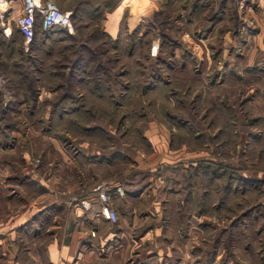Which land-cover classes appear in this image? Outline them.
I'll list each match as a JSON object with an SVG mask.
<instances>
[{"label":"rangeland","instance_id":"374dc122","mask_svg":"<svg viewBox=\"0 0 264 264\" xmlns=\"http://www.w3.org/2000/svg\"><path fill=\"white\" fill-rule=\"evenodd\" d=\"M101 1H91L92 6ZM260 1L261 8L257 0H161L153 10L146 7L150 5L145 4L146 0L141 2L146 6L138 11L139 14L146 13V8L150 13L142 17L133 29L142 23L141 33L136 37L141 36L144 30H147L148 34L142 37L134 55L122 56V61L134 63L138 69L148 73L150 67L156 64L157 56L168 57L170 54L173 67L171 70L166 69L168 73L165 75V71L162 72L161 84L170 87L168 84L171 83L174 87L175 83L179 82L183 84V88L174 89L175 92L169 94L168 99L162 103L163 110L177 113L181 120L185 119L188 121L186 125L190 126H179L183 128V131H180L177 126H169V119L165 120L169 130L165 150L173 161L170 165L173 168L169 170L173 179L169 181V186L177 187L179 179H182V184L186 187L189 180L188 166L191 162L199 170V183L196 181L195 189H200V198L213 184H224L228 175L237 179L231 182L230 191L225 198L215 200V204L223 202L226 207L224 212L210 209L198 212L194 204L192 218L186 220L187 218L181 217L183 222L173 218L174 208L170 207L169 218L163 216L156 219L151 216L145 219V214H150L153 205H160V202L154 203L156 195L153 197L149 192L140 198H131V207H135L137 217L146 220L145 222L141 220L133 226L127 222L119 227L117 224L123 215L118 214L119 218L115 223L101 224V221H97L94 224L96 233L101 224L103 228L100 227L102 231L98 234L117 231L122 234H142L143 231L148 234H162L164 241L161 238L159 244L163 247L170 246L168 264H179L188 258L180 253L190 234V243H194V247L191 246L188 251L195 254L197 264H264V59L255 60L251 65L253 71L247 69L244 60L249 48H257L259 44L261 50L258 55L264 56V1ZM129 2L135 0H122L120 9ZM193 3H203V6L207 7L198 8L199 14L194 15L195 23L188 26L187 14L194 6ZM184 6L187 8L184 9ZM136 8L133 7V10ZM211 14L215 15L217 21L213 27H209L208 21V18L212 17ZM103 19L102 12H93L82 17V23L91 24V31L97 28L92 34L95 40L89 38L90 36L81 40L80 45L89 46L82 48V51L96 52L100 49L98 45L106 39L102 31ZM182 28L183 32L180 31ZM195 28L201 34L205 33V30L211 32L203 40L194 36ZM177 29L180 32H177ZM10 31L12 29H6L8 34ZM66 32L53 29L40 37V40H50V43L35 52L18 33H13L11 37L16 41L9 38L10 40H4V44H0V264H6V257L8 264H14L16 248L33 245L30 239L33 234H66L64 219L69 205L80 203V194L91 186L85 177L89 169L83 165L90 158H85L84 154L94 153L97 146L100 148L99 152H103L105 156H109L115 149L132 152V165H129L132 175L135 172L134 159L136 160L143 150L151 149L141 142L131 143L129 149L126 145L121 147L117 136L119 130L111 125L106 127L111 144L105 142V150L95 140L85 146L83 135L67 129V122L50 118V106H47L46 102L54 96L58 97L65 90L70 91L72 87H78L72 85L75 80L71 78L74 74L66 48L70 42ZM162 34H166L169 40ZM84 35L82 33L81 39ZM0 38L2 39L1 36ZM144 38L151 40L148 59L144 58L147 54L142 44ZM247 42L251 46L245 49ZM76 43V46H79L80 41ZM55 48L63 50L62 54L58 55L60 59L54 64L59 73H54V78L48 80L47 63L53 58L46 56L57 51ZM116 54L112 50L106 56L115 57ZM89 55L88 51L87 58ZM106 56L97 57L105 60ZM106 65L110 66V63ZM115 65L118 69L119 63ZM42 67L45 71L40 79L36 70ZM206 71H209L208 75ZM33 77L40 80L38 89H29L37 83V79ZM144 78L145 76H141L140 80ZM103 79H107L105 84L109 81L113 83L114 76L103 73ZM53 82L60 87L56 90L57 95L48 88V84ZM75 89L77 92L81 91L80 87ZM205 90L209 97L216 96L217 103L224 101L231 106L228 113L230 116L225 119L226 115L224 118L222 115H215L216 123L211 122L213 113L207 109L210 104L208 105L207 99L202 100ZM34 96H37L40 107L29 109L27 105L32 102L30 99H34ZM180 106L183 109H180ZM140 111L143 112L142 109L138 110ZM3 112L6 114L2 118ZM159 116L151 114L150 118ZM141 125L145 126V123ZM125 129L127 127H121L120 134ZM223 172L226 174H222ZM136 174L132 176L134 180H138ZM158 186L160 188L154 187L155 194L163 185ZM167 192L170 193L169 190ZM211 199L212 196L208 197L209 201ZM140 200L144 201L143 204L139 203ZM175 202L176 199H172L170 206ZM179 202L181 201L178 200ZM93 208L92 213L95 212ZM160 210L158 212L161 215ZM19 219L24 222L20 223ZM88 232L90 234V230ZM20 234H28L29 241H20ZM6 235L8 238H3ZM172 235L177 237V245L171 244ZM36 243L34 242L33 246L42 248L43 245ZM151 246V255H156L155 244L152 243ZM1 247L8 248L6 257H3ZM213 254L214 260L211 257ZM41 257V261L46 264L45 257ZM216 257L217 261L214 263Z\"/></svg>","mask_w":264,"mask_h":264},{"label":"trees","instance_id":"16d2710c","mask_svg":"<svg viewBox=\"0 0 264 264\" xmlns=\"http://www.w3.org/2000/svg\"><path fill=\"white\" fill-rule=\"evenodd\" d=\"M91 1L95 2L99 0ZM91 1L81 0L75 8L74 13L70 16L72 25H74L75 28L79 30L78 33L80 35V38L74 34H70L68 28L57 27L43 29L39 19L37 20V24L35 27V34L29 41L30 49L33 52H35L36 50H41L46 47L45 44L48 45L50 43V40H40V37L46 35L53 29H60V31L65 32L67 31L66 36L70 41L69 44L66 45V48H68L67 53L70 55L69 61L71 63L72 71L74 74L71 78H74L75 80L74 82H72V85L78 87H72L70 91L65 90L61 94H59L58 97L54 96L52 100H48L46 102L47 106H50V118L54 119V121L64 120L65 122H67V125L65 124L67 129L73 130L75 134L79 133L83 135L82 139L91 138L90 140L93 141L96 137H98V139L99 137H101V139L104 140V143H109V131L106 127L110 125L114 126L117 131L119 130V134L117 136L120 146L123 147L124 145H126L127 149H129V145L131 143L136 142H141L147 147L149 146V142L144 136V131L145 126L147 125V121L152 118H150L151 114L160 115L159 119L164 122L166 119H169L171 122L169 126H185L190 128V126L186 125L188 121H186L185 119L181 120L182 118L177 113L171 112L168 109L163 110L162 103H164V101L168 99L169 94H173L174 89L183 88V84L179 82L175 83L174 87L171 86V83L168 84L170 85V87H168L167 85L163 86L161 84L160 80L163 78L162 72L165 71V75V73H168L166 69L171 70L173 67V62H171L172 59L169 57L170 54L168 55V57L157 56L155 58L156 64L150 67V71L148 73H145L142 70L138 69L137 66L134 65V63L128 64L127 62L122 61V56L128 57L134 55V50L139 47V43L142 37H146V35L148 34V31L144 30L141 36H138V38L136 37V35L141 33L142 23H140L131 32H128L127 30L121 28L117 37L115 38L111 37L109 34L102 30L103 34H105L106 36V39H103L101 45H98L100 49L97 50L98 52L96 51L97 53L95 52V50L82 51V48L84 49L89 47H87V45L82 46L80 45L81 43H79V46H76L77 41L81 42V40L87 39L86 37L88 36H90L89 38L94 39V36L92 34H94V32L97 30V28H95L94 31H91L89 29L91 27V24L89 22L82 23V17L93 12L103 13L106 9H109L111 7V2L109 0H102L95 6H92ZM192 5L194 6H192L188 11L186 19V25L188 26L195 23L194 15L199 14L198 8L207 7L203 6V3H199L196 5L193 3ZM185 8L187 7L184 6V9ZM211 16L212 17L208 18L209 27H213L217 22L215 20V15L213 16V14H211ZM177 27L178 26H176V28ZM89 30L90 32L87 34ZM183 30L184 28H182L180 31L183 32ZM178 31L179 29H177V32ZM193 32L196 38H202L204 40L206 39V37H208V34L209 32H211V30H205V33L201 34L200 31H197V29L195 28ZM13 33H18V35H20V37L25 41L23 34L15 25H13L12 27L11 34L9 36H6L0 23V36L2 37V39L0 38V41H2L0 42V44H4V40L9 38L11 39V41H16L15 39L11 38L14 35ZM82 33L85 35L81 39ZM96 36H98V34ZM162 36L169 40L166 34H162ZM144 39L145 40L142 44L144 45V52L147 53L144 58L148 59L149 56L147 55L149 53L151 40L149 38ZM175 39L176 41L178 40L177 38ZM169 45L170 47H172V43H170ZM55 50L57 51L49 53L46 56L47 58H53L47 63L48 75L46 78H48V80H52L54 78V73H59V70L54 64L58 59H60L58 55L62 54L63 50L61 49V51H59L58 48H55ZM112 50L117 53L116 56H106V54L111 52ZM88 51L90 52V55L87 58ZM97 56H106V58L105 60H100V58H98ZM108 63H110V66L106 65ZM116 63H119L118 66L121 71L118 70L119 68L117 69V66L115 65ZM36 71L41 76H38L41 79L42 75L44 74L43 71H45L44 68H39V70ZM103 73L108 76H114L113 83L112 81H109L108 84H105V80L107 81V79H103ZM141 76H145V78L140 80ZM38 77H33L37 79V83L35 84L36 87L35 85H33L30 88L28 87L29 89H32V87L38 89L40 87V85H37L39 84L38 82H40ZM48 85V88L53 91L54 95H57L56 90L60 88L58 84L54 85L53 82L49 83ZM72 85L69 84V86ZM79 87L81 91L77 92V89L75 88ZM205 99H208V96L203 94L202 100ZM30 100L32 102L28 103L27 105L29 109H32V107L35 106L40 107V102H38L37 96L34 99ZM208 105L209 106L207 109L211 111V114L213 113V116H211L212 121L210 120L213 124L216 123L215 115H222V118L225 117L226 119V117L229 115L228 113H230L229 108H231V106L224 101H220L219 103H217V100L214 99L208 101ZM13 107L17 108L16 106ZM179 108L181 109L182 107L180 106ZM140 109H142L143 112H138V110ZM4 114L6 113L3 112L2 118L5 116ZM98 121H100V123ZM105 121L108 123H105ZM141 123H145V126H142ZM123 126L127 127V129H125L124 131L122 130L120 134V129ZM179 129L180 131H183L182 127H179ZM66 131L69 132V130ZM173 137L175 138V134ZM104 143H100V145H104ZM104 147L105 146H102V148L105 150ZM119 150L120 149H115L113 150L114 152L111 151L110 154L121 155ZM197 170L195 169L194 171L197 173V178L194 179V190H192L191 188V176L189 175L190 173L188 174L189 180L186 187L184 186V184H182L181 181L182 201L179 204V212L177 217L178 221H184L180 220L181 217L187 218L186 220H188L190 217L192 218V215L194 213V204L197 206L196 208L198 212L208 211L209 209L213 211H226V207L223 202L221 203L220 201V203L215 204V200L216 198L219 200L225 198L226 194L228 195L227 192L230 191L231 182L233 180H236L237 178L234 177L232 179V175H228L226 178L227 181L224 184H213L212 188L206 190V192L204 191L203 197L200 198V189H195L196 181H198L199 183V170ZM222 174L226 173L223 172ZM239 178L241 179V176H239ZM113 190L114 188L111 189V192ZM210 196H212L211 201L208 200V197ZM34 221L35 220H33V222ZM214 255L215 254L211 256L212 259L214 258ZM212 259L210 261H212Z\"/></svg>","mask_w":264,"mask_h":264},{"label":"crops","instance_id":"0c3cea01","mask_svg":"<svg viewBox=\"0 0 264 264\" xmlns=\"http://www.w3.org/2000/svg\"><path fill=\"white\" fill-rule=\"evenodd\" d=\"M55 1L64 11L73 14L75 8L81 0ZM159 1L161 0H146V5H149L150 3L149 6H146L142 5L141 2H143V0H135V2L124 4L120 9L122 0H112L111 7L103 12L104 19L102 30L113 38L117 37L121 28L131 31L142 17H146L150 13L148 8L153 10ZM257 1H259L260 6L261 1ZM132 4H134V6ZM145 6L148 7L146 8V13L139 14L138 11ZM133 7L137 8L133 10ZM262 15H264V11L262 12ZM261 18L262 17L260 15V19ZM259 22L260 21L257 20L258 25H260ZM246 23L248 24L249 22ZM68 30H70V34H74L80 38L78 33L79 30L75 28L74 25H71ZM263 36L264 32H262V37ZM25 42L29 43L28 41ZM248 42L245 45V49L251 46L248 44ZM255 48H249L248 54L244 57V60H246L245 65L250 71H253L251 65L255 63V60L258 58L264 59V56L258 55L259 50H261L260 44L256 49ZM205 73L208 75L209 71H206ZM206 91L207 90H205V92ZM204 95L208 96V101L214 100L216 98L215 95L212 96V98L209 97L207 92L204 93ZM168 134V126L164 121L160 120L159 118H151L147 121L144 136L149 142V148L151 149L149 151L146 150L147 152L143 150V152L136 157L138 163H136V160L133 158L135 162H133V169H135L133 171L135 172L132 175L130 173L132 169L129 166L132 165L130 161V159L132 160V152L130 153L129 151L119 150L121 155L109 154V156H105L103 152H99L98 149L100 148H98V146L92 154H89L87 151L88 154H84V156L85 158L89 157L90 159H88L83 165L89 169L87 176L85 177L89 180V184L91 186H89V189L86 190V192L80 194V199H90L92 208L94 207L93 209H95L96 214L95 212H91L92 209L83 210L80 207L79 202L76 203L75 206L69 205L68 213H66V217L64 219L66 234H33L30 236L32 237L30 239L33 245L34 242H37L36 244L43 245L41 246L42 248H38L37 246L35 247L33 245L24 246L21 248L17 247L14 264H44L41 261L42 255L46 259V264H168V252L170 253V246L166 245L163 247L160 245L161 238L164 237L161 236L162 234H148L147 231H143L142 234H122V232L119 231L112 232L111 234H98L103 228L101 224H108V221L104 220L98 214V202L95 198V191L93 189L97 184L100 183H107L112 188L118 185L122 186L124 192H126V196L120 197L117 195L113 196L112 198L113 207L117 210L119 215H123L120 217L119 223L117 224L119 227H122V223L125 224L128 222V225L133 226L135 222H140L141 220V222L146 221L137 217L135 207H131V203L133 201L131 198L133 196L140 198L143 195H147L149 192H151L152 196L156 195L154 203L156 204V202H160V205H153L152 209L150 208V214H145L147 216V218L144 217L145 219H148V217L151 216L156 217V219L158 217L162 218L163 216L164 218H169V207L174 208L173 218H177L180 204V202L178 203V200L182 201V179H179V183H177V187L179 188H172L169 186V181L173 179V176L169 175V170L173 168V166L170 167L173 161L169 159V153L165 150ZM90 139L91 138L84 139L85 146L92 142ZM94 140L95 142L104 143V140H102L101 137H99V139L96 137ZM193 165L194 163L191 162L188 166V174L190 173L189 175L191 176L192 190H194L195 185L194 179L197 178V173L194 172ZM91 168L95 170L93 171ZM195 169L197 170V167H195ZM140 172H142V174H140ZM134 174H136L135 176H138V180H134L132 177ZM103 178L107 179L103 180ZM158 185L163 186L157 191V194H155L156 189L154 187H159ZM167 190H169L170 193H168ZM161 195H163V197H161ZM172 199H176V205L172 203L173 206H170ZM143 202V200H140L139 203L143 204ZM138 208H140V206H138ZM159 210L161 211V215L158 212ZM19 221H21L20 223L24 222V220L21 219H19ZM97 221L98 223L101 221L99 230H97V233L96 230H94V234H91L93 230L92 228L95 227L91 228L90 225L94 226ZM88 230H90V234H88ZM10 235L12 236V234ZM188 236L186 245L182 243L184 247L181 248L180 253L181 256L183 255V257L186 256L188 258L184 259L179 264H197L195 262V254L191 251H188L190 250L191 246L194 247V243H190L191 234L189 237ZM170 237L173 239L171 244L177 245V242H175L177 237H175V235ZM3 238L8 237L6 235L3 236ZM162 239V241H164V238ZM19 240L27 243V241H29L28 234H20ZM152 243L155 244L156 248H154V250L156 251V255H151V252L153 251L151 246ZM1 249L3 257H6L8 255V248L1 247ZM5 259L6 264H8V258L6 257ZM189 260L191 261L189 262ZM216 261L217 257L214 263Z\"/></svg>","mask_w":264,"mask_h":264},{"label":"built area","instance_id":"2783aa9c","mask_svg":"<svg viewBox=\"0 0 264 264\" xmlns=\"http://www.w3.org/2000/svg\"><path fill=\"white\" fill-rule=\"evenodd\" d=\"M0 23L5 35L6 27L12 29L15 25L23 34L25 41H30L35 34L37 20L43 29L63 27H71V14L64 11L55 0H0ZM95 198L98 202V214L110 223L118 221L119 215L113 207V196L123 197L125 192L122 186L114 187V190L107 183L97 184L94 188ZM80 207L83 210H91L92 203L90 199H81ZM94 234L95 228H92Z\"/></svg>","mask_w":264,"mask_h":264},{"label":"bare ground","instance_id":"6f19581e","mask_svg":"<svg viewBox=\"0 0 264 264\" xmlns=\"http://www.w3.org/2000/svg\"><path fill=\"white\" fill-rule=\"evenodd\" d=\"M153 1H154V0H153ZM0 6H1V7H4L5 5H4V4H1ZM7 28H9V27H6V29H7ZM155 49H156V48H155ZM155 53H156V52H154V54H155Z\"/></svg>","mask_w":264,"mask_h":264}]
</instances>
